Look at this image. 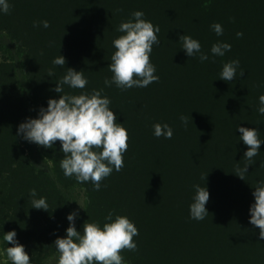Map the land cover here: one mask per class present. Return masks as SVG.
Segmentation results:
<instances>
[{
	"label": "trees",
	"instance_id": "obj_1",
	"mask_svg": "<svg viewBox=\"0 0 264 264\" xmlns=\"http://www.w3.org/2000/svg\"><path fill=\"white\" fill-rule=\"evenodd\" d=\"M9 13L0 14V31L23 57L28 96L15 81L14 57L0 44V241L15 230L31 264H42L56 251L55 240L66 235L72 206L62 190L78 185L86 192L82 231L89 220L103 224L111 210L125 215L138 228L135 251L122 249L127 264H264V239L249 223V206L256 182L264 180V144L243 177L237 168L246 163L248 146L239 127L255 128L264 139V115L257 112L264 95V0H10ZM142 10L145 19L159 25V46L150 56L159 80L147 87L121 90L105 86L113 75L108 65L115 51L117 29L131 13ZM48 20L49 28L40 21ZM223 26L217 36L210 27ZM34 24L36 26H34ZM242 32L241 37L236 33ZM198 39L209 59L188 57L179 37ZM231 44L223 57L213 56L211 45ZM57 55L66 63L55 66ZM238 59L231 81L220 79L223 63ZM83 70L87 91L103 89L111 100L117 122L128 130L124 167L113 171L94 190L60 168V141L41 146L51 169L31 164L34 144L17 134L19 124L38 118L66 69ZM240 69L243 74L239 76ZM66 92L78 94L80 89ZM37 112V113H36ZM187 124L180 120L188 115ZM173 127L171 139L155 137L153 124ZM205 177V179H204ZM194 184L210 193L203 220L190 218ZM47 197L48 210L32 207L29 190ZM7 264H11L7 261Z\"/></svg>",
	"mask_w": 264,
	"mask_h": 264
},
{
	"label": "clouds",
	"instance_id": "obj_2",
	"mask_svg": "<svg viewBox=\"0 0 264 264\" xmlns=\"http://www.w3.org/2000/svg\"><path fill=\"white\" fill-rule=\"evenodd\" d=\"M12 7L10 0H0V14H7ZM44 28H49L48 20L39 22ZM34 26H36L34 24ZM217 36L223 35V26L214 22L211 26ZM122 33L112 41L115 51L111 55V63L108 65L112 72L111 78H105L107 87L113 84L121 90L133 87H147L159 80L156 74V66L151 62L150 56L153 46H159V25H154L145 19L142 10H136L131 16L122 20L118 29ZM242 32L236 36L241 37ZM182 41V49L188 57H199L201 62L209 59V55L202 51V45L198 39L184 34L179 37ZM231 50V44L217 41L211 45L210 52L213 56L223 57ZM65 57L57 55L52 60L53 68L48 75L55 74V66H64ZM240 68L238 59L223 63L220 79L231 81L237 77ZM240 69L239 76L243 74ZM89 81L84 71L72 68L66 69L65 74L56 83L54 91L59 98H50L47 106L42 107L38 118H27L19 124L17 134L24 140L52 148L56 141H60V151L64 154L59 160L60 168L66 177H75L80 184L91 182L94 190H100L102 181L114 170L120 171L124 167V153L128 149V130L123 123L117 122V115L110 107L111 100L103 94V89L86 90ZM65 85L69 89H80L78 94L66 92ZM257 112L264 115V95L259 96ZM188 115H181L180 120L187 124ZM153 135L157 138L171 139L174 129L168 123L153 124ZM240 140L248 146L244 152L247 163L242 168H237L238 177L246 174V169L253 163V157L259 154L261 144L260 132L255 128L239 127ZM38 169V168H37ZM39 170V169H38ZM205 179V177H204ZM242 179V178H241ZM194 195L189 205L190 218L197 221L203 220L207 215L206 204L210 193L206 186L194 184ZM252 193L254 202L249 206V223L259 229V236L264 239V180H258ZM32 207L38 210H48L47 197L38 196L37 190H29ZM79 206L83 208L80 204ZM84 209V208H83ZM77 213H69L66 219L69 221L66 235L55 240V247L59 253L58 264H127L121 255L122 249L135 251L137 243L133 237L138 236V228L135 223L125 215L115 214L109 211L105 216V222L87 220L82 231H77L75 220ZM15 230L3 235V241L11 244V247L0 245V264H31L29 254L25 246L16 239Z\"/></svg>",
	"mask_w": 264,
	"mask_h": 264
},
{
	"label": "rangeland",
	"instance_id": "obj_3",
	"mask_svg": "<svg viewBox=\"0 0 264 264\" xmlns=\"http://www.w3.org/2000/svg\"><path fill=\"white\" fill-rule=\"evenodd\" d=\"M0 44L5 46V48H8V50H11L10 56L14 58L10 60L11 61L14 60L15 81L18 84L19 88L21 89L22 91L21 93L23 97L27 98L28 87H27V80L25 78V73H24V68H23L24 67L23 57H19L15 59L14 50H15L16 44L7 37L5 32H2V31H0ZM32 144H34V147L31 153H29V155H31V164L34 165L36 168L47 169L49 172L51 169V162H48L42 156V153L40 151L41 150L40 145H37L35 143H32ZM62 194L70 202L72 206L71 212L75 211L77 213V218L75 220V227H76L78 219L83 215V212H84L83 208L85 207V204H86V192L80 186L74 185V186L68 187L67 189H63ZM79 204L83 208H81ZM0 245H1V241H0ZM0 259H3V258L0 257ZM58 260H59V253L56 251L52 256H50L45 261H43L42 264H58Z\"/></svg>",
	"mask_w": 264,
	"mask_h": 264
}]
</instances>
